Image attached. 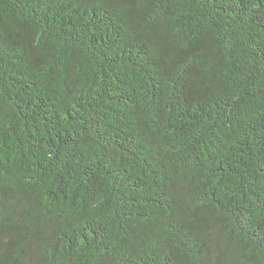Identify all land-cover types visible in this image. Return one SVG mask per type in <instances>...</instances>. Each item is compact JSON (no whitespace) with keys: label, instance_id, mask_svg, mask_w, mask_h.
Returning <instances> with one entry per match:
<instances>
[{"label":"trees","instance_id":"obj_1","mask_svg":"<svg viewBox=\"0 0 264 264\" xmlns=\"http://www.w3.org/2000/svg\"><path fill=\"white\" fill-rule=\"evenodd\" d=\"M0 264H264V0H0Z\"/></svg>","mask_w":264,"mask_h":264}]
</instances>
